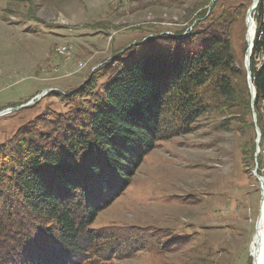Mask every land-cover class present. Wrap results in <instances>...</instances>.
<instances>
[{
    "label": "trees",
    "instance_id": "16d2710c",
    "mask_svg": "<svg viewBox=\"0 0 264 264\" xmlns=\"http://www.w3.org/2000/svg\"><path fill=\"white\" fill-rule=\"evenodd\" d=\"M244 5L220 13L210 8L192 28L137 27L133 39L112 46L80 88L43 97L54 96L59 108L48 103L5 134L0 141V264H105L132 257L137 249L165 253L191 239L171 228H164L160 238L146 226L93 225L161 141L188 134L210 117L221 129L233 121L253 126L246 118L247 74L231 36ZM263 14L264 0H259L252 14L257 29ZM250 69L262 150L264 34L254 38ZM43 101L22 109H37ZM241 150L249 153L253 169L258 158L264 177L262 155L254 157L253 147Z\"/></svg>",
    "mask_w": 264,
    "mask_h": 264
},
{
    "label": "rangeland",
    "instance_id": "374dc122",
    "mask_svg": "<svg viewBox=\"0 0 264 264\" xmlns=\"http://www.w3.org/2000/svg\"><path fill=\"white\" fill-rule=\"evenodd\" d=\"M240 2L246 5L237 11L231 36L244 65L245 17L253 0H0V111L41 94L30 105L45 99L37 109L0 116V141L48 103L59 108L54 96L43 97L80 88L137 27L192 28L210 8L220 13ZM57 45L70 46V58L55 54ZM246 118L253 126L233 121L221 129L211 117L200 119L190 133L161 141L145 156L131 184L93 226H146L160 238L171 228L191 239L165 253L137 249L105 264H248L260 196L249 153L241 150L253 147L255 154V126L261 131L251 102Z\"/></svg>",
    "mask_w": 264,
    "mask_h": 264
},
{
    "label": "water",
    "instance_id": "95a60500",
    "mask_svg": "<svg viewBox=\"0 0 264 264\" xmlns=\"http://www.w3.org/2000/svg\"><path fill=\"white\" fill-rule=\"evenodd\" d=\"M258 1L259 0H253L251 5L247 9L246 17H245V26H246L245 41H246L247 47H246V52H245V57H244V67H245L246 74H247V83H248L249 91H250V94H251V103L252 104H253V100H254L255 95H256L255 87H254L253 81H252L251 69H250V57H251L252 48H253L254 28H255V21H254V18L252 16V14H253L254 10L256 9V7L258 5ZM251 28H253V33H252V36H250V38H249V31H250ZM133 43L135 44L137 42H133ZM99 65L100 64H97L96 66H94L90 73H92L93 70L96 69ZM42 95L43 94L37 96L35 98V100L28 101V102H26L24 104L6 108V109L0 111V116L4 115L6 113H10L12 111L19 110V109H21L23 107L28 106V105L34 103L35 101L39 100L42 97ZM254 122H255V114H254ZM255 130H256V140H255V142H256V151H255L254 156L256 157L259 154V152H260L259 142L261 140V131H260V129L257 126H255ZM252 175L258 182L259 193H260L259 203L261 204L263 202L262 198H263V194H264V177L261 176L258 173V164H257L256 160H255V167H254V169L252 171ZM260 204L258 205L257 213H258V211L260 209ZM254 229H255V224H254Z\"/></svg>",
    "mask_w": 264,
    "mask_h": 264
},
{
    "label": "bare ground",
    "instance_id": "6f19581e",
    "mask_svg": "<svg viewBox=\"0 0 264 264\" xmlns=\"http://www.w3.org/2000/svg\"><path fill=\"white\" fill-rule=\"evenodd\" d=\"M253 28L249 31V38L252 36ZM66 46V45H58ZM260 152H264V149ZM263 202L260 204V209L255 220V229L248 246V254L251 257V264H264V194Z\"/></svg>",
    "mask_w": 264,
    "mask_h": 264
},
{
    "label": "built area",
    "instance_id": "2783aa9c",
    "mask_svg": "<svg viewBox=\"0 0 264 264\" xmlns=\"http://www.w3.org/2000/svg\"><path fill=\"white\" fill-rule=\"evenodd\" d=\"M261 22H262V24H261L260 28L257 29V24H256V21H255L254 38L256 36L257 37H261L264 34V14L262 16ZM55 54H57L58 56H61V57H65L66 59L67 58H70V55H71V47L68 46V45H66V46H58L57 45L55 47ZM256 59H257L258 64H259V60L262 59V57L259 56ZM259 153H261L264 156V152H259Z\"/></svg>",
    "mask_w": 264,
    "mask_h": 264
}]
</instances>
